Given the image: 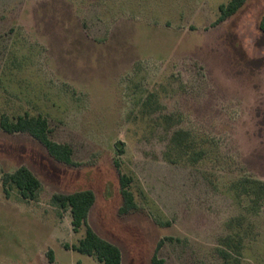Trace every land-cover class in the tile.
<instances>
[{"label": "rangeland", "instance_id": "rangeland-1", "mask_svg": "<svg viewBox=\"0 0 264 264\" xmlns=\"http://www.w3.org/2000/svg\"><path fill=\"white\" fill-rule=\"evenodd\" d=\"M229 2L0 0V122L42 116L73 150L0 126V264H100L73 250L88 227L122 264H264V0L218 23ZM22 166L35 200L5 194ZM87 190L75 232L54 197Z\"/></svg>", "mask_w": 264, "mask_h": 264}, {"label": "trees", "instance_id": "trees-1", "mask_svg": "<svg viewBox=\"0 0 264 264\" xmlns=\"http://www.w3.org/2000/svg\"><path fill=\"white\" fill-rule=\"evenodd\" d=\"M248 0H230L226 5L219 8L220 16L218 23H222L236 15ZM260 30L264 34V17L260 22ZM1 128L7 134L27 133L39 142L55 161L73 165V150L69 145L58 144L51 140L48 121L42 116L20 117L16 122L4 116L0 122ZM131 179L122 176L120 178L121 195L123 205L120 214L126 215L137 209L133 193L129 190ZM15 187L25 200H35L41 188L39 179L27 168L19 167L14 173L7 174L3 178L5 194L9 196L8 188ZM54 200L61 207H69L72 215V226L78 232L82 226L87 225L88 214L96 202L95 194L92 191H80L67 196H55ZM73 250L81 255L95 257L100 264H122L120 249L114 244L102 239L91 228H87L86 235L79 245ZM53 257H50L52 263ZM156 264H159L155 261Z\"/></svg>", "mask_w": 264, "mask_h": 264}]
</instances>
